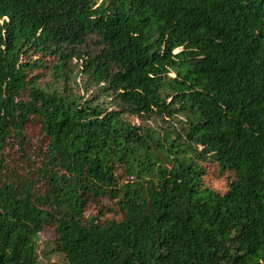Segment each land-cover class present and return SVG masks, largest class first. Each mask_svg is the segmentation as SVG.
I'll return each mask as SVG.
<instances>
[{"label": "trees", "instance_id": "16d2710c", "mask_svg": "<svg viewBox=\"0 0 264 264\" xmlns=\"http://www.w3.org/2000/svg\"><path fill=\"white\" fill-rule=\"evenodd\" d=\"M0 264H264V0H0Z\"/></svg>", "mask_w": 264, "mask_h": 264}, {"label": "rangeland", "instance_id": "374dc122", "mask_svg": "<svg viewBox=\"0 0 264 264\" xmlns=\"http://www.w3.org/2000/svg\"><path fill=\"white\" fill-rule=\"evenodd\" d=\"M100 3V2H99ZM75 63V61H74ZM78 81L80 82L81 79L79 78ZM94 91V88H93ZM92 92V91H91ZM91 95V93L87 94V97ZM106 100L107 102L110 100L109 98H106V96L102 99V101ZM130 120L139 125L143 124V121L138 118H130ZM148 124L153 129L160 130L159 127H161L163 122L159 120L156 121H148ZM156 125H159L156 126ZM156 127V128H155ZM206 185L210 187L213 190L217 191H223L226 188V176H221L218 169L213 165H206V172L204 175ZM55 237V231L51 227L44 228L41 233L39 234V242H38V254H39V260L43 263L47 262H63V256L57 253H53V239Z\"/></svg>", "mask_w": 264, "mask_h": 264}]
</instances>
